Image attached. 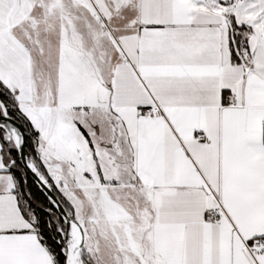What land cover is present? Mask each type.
<instances>
[{"label":"snow or ice","instance_id":"snow-or-ice-1","mask_svg":"<svg viewBox=\"0 0 264 264\" xmlns=\"http://www.w3.org/2000/svg\"><path fill=\"white\" fill-rule=\"evenodd\" d=\"M0 264H264V0H0Z\"/></svg>","mask_w":264,"mask_h":264},{"label":"trees","instance_id":"trees-1","mask_svg":"<svg viewBox=\"0 0 264 264\" xmlns=\"http://www.w3.org/2000/svg\"><path fill=\"white\" fill-rule=\"evenodd\" d=\"M28 184L30 186V188L32 189L36 199H37V203H41L45 206H50L48 205V201H47V197L43 194V192L33 183V180L31 179V177L29 176L28 179ZM54 213H56V215H59L58 212L56 211V209H53Z\"/></svg>","mask_w":264,"mask_h":264},{"label":"water","instance_id":"water-1","mask_svg":"<svg viewBox=\"0 0 264 264\" xmlns=\"http://www.w3.org/2000/svg\"><path fill=\"white\" fill-rule=\"evenodd\" d=\"M29 176L31 177V174H29ZM31 179L33 180L32 177H31ZM40 190H41V189H40ZM41 191H42L43 194L47 197V193H45L43 190H41ZM52 195L55 196V193H52ZM56 211L58 212V214H60L58 209H56ZM65 211H66V209H65Z\"/></svg>","mask_w":264,"mask_h":264}]
</instances>
